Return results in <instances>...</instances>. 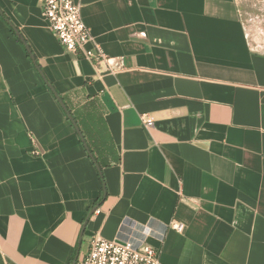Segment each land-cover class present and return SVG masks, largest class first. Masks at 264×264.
I'll use <instances>...</instances> for the list:
<instances>
[{
    "label": "crops",
    "instance_id": "crops-1",
    "mask_svg": "<svg viewBox=\"0 0 264 264\" xmlns=\"http://www.w3.org/2000/svg\"><path fill=\"white\" fill-rule=\"evenodd\" d=\"M76 1L117 72L0 0V264H74L96 235L264 264V0Z\"/></svg>",
    "mask_w": 264,
    "mask_h": 264
},
{
    "label": "built area",
    "instance_id": "built-area-1",
    "mask_svg": "<svg viewBox=\"0 0 264 264\" xmlns=\"http://www.w3.org/2000/svg\"><path fill=\"white\" fill-rule=\"evenodd\" d=\"M42 12L49 28L60 44L71 53L81 54L85 59L97 65L106 63L110 73L117 72L110 64L109 58L101 46L95 42L90 29L82 17V6L76 0H39ZM92 47H89V46ZM120 66H123L120 61ZM147 129L154 127L155 121L146 115L142 117ZM99 211H97L98 213ZM181 230L179 225H173ZM74 264H161L160 252L150 245L146 239L107 240L96 235L90 241L86 254L78 258Z\"/></svg>",
    "mask_w": 264,
    "mask_h": 264
},
{
    "label": "trees",
    "instance_id": "trees-1",
    "mask_svg": "<svg viewBox=\"0 0 264 264\" xmlns=\"http://www.w3.org/2000/svg\"><path fill=\"white\" fill-rule=\"evenodd\" d=\"M0 15H1V17L3 18V19H5L6 21H8V19L5 17V15L3 14V12L0 10ZM16 31V30H15ZM17 32V31H16ZM21 38V37H20ZM21 40L23 41V44L25 45V47H26V49H27V51H28V49H29V51H28V53H29V55H31V57H33V55L31 54V49L29 48V46L25 43V41H24V39L23 38H21ZM33 60L35 61V65L37 66V69L39 70V72L41 73V75L43 76V78H44V80H45V82H47V84L48 85H51L48 81H47V79L45 78V76H44V74L42 73V70H41V67L39 66V64L38 63H36V59L33 57ZM52 91V90H51ZM54 94H55V96H56V94H57V92L56 91H52ZM82 133H83V136H85V132H83L82 131ZM87 144V143H86ZM88 145V144H87ZM89 147V146H88ZM89 155L90 154H92V156L93 157H91L92 158V160H93V162L95 163V166L97 167V169H98V172H99V175H100V179H101V182H102V184H103V186L105 185V179H104V175H103V172H102V169H101V167H100V162H99V160L94 156V153L90 150V148H89Z\"/></svg>",
    "mask_w": 264,
    "mask_h": 264
},
{
    "label": "water",
    "instance_id": "water-1",
    "mask_svg": "<svg viewBox=\"0 0 264 264\" xmlns=\"http://www.w3.org/2000/svg\"><path fill=\"white\" fill-rule=\"evenodd\" d=\"M28 51H29V49H28ZM49 87H50V89H51L52 91H55V89L53 88L52 85H49ZM56 98H57L58 101L60 102L61 106L65 109V111H66V113H67L69 119L71 120L72 124L74 125L75 129L77 130L78 134L80 135V137H81V139H82V142L84 143V145H85L87 151H89V147H88V145L86 144V140H85V138H84V136H83V133H82V131L80 130V128H79V126H78L76 120L74 119L73 115L68 111V109H67V107H66L64 101L62 100V98H61L58 94H56ZM90 156L93 157L92 154H90Z\"/></svg>",
    "mask_w": 264,
    "mask_h": 264
}]
</instances>
